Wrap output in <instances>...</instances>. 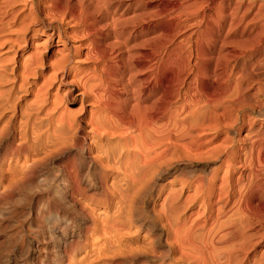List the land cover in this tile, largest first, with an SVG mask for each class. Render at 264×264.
Wrapping results in <instances>:
<instances>
[{
  "label": "bare ground",
  "instance_id": "6f19581e",
  "mask_svg": "<svg viewBox=\"0 0 264 264\" xmlns=\"http://www.w3.org/2000/svg\"><path fill=\"white\" fill-rule=\"evenodd\" d=\"M263 97L264 0H0V205L56 212L13 248L38 264L61 263L40 253L56 245L65 264H243ZM196 159L211 166L192 179ZM59 215L89 221L77 252Z\"/></svg>",
  "mask_w": 264,
  "mask_h": 264
},
{
  "label": "rangeland",
  "instance_id": "374dc122",
  "mask_svg": "<svg viewBox=\"0 0 264 264\" xmlns=\"http://www.w3.org/2000/svg\"><path fill=\"white\" fill-rule=\"evenodd\" d=\"M21 2V1H20ZM108 2H106L105 4H104V7H106L107 5L109 6V4H107ZM115 3V4H114ZM107 4V5H106ZM112 7L110 8V10L112 11L111 12V14L113 13V15H114V11L113 10H115L116 9V11L115 12H117V13H119L120 14V12L122 13L123 11V9H124V7H121V8H116V4H118L117 3V1H115V2H112ZM160 4H162V5H160ZM167 4V2L165 1V3H164V1H162V2H159V6L157 7V9H159L160 8V6L162 7V8H164V6ZM107 6V8H109ZM162 8H160V10L162 9ZM129 11H130V13H129ZM136 12V11H135ZM134 14V12H133V7L132 8H130V9H128V11H126L125 13H124V17L126 18V20H130V18L132 17L131 15H133ZM128 15H130L131 17L129 18L128 17ZM116 16V15H115ZM128 17V18H127ZM135 42H132V41H130V43H129V45H133ZM207 90V91H206ZM212 91H213V89L212 88H209L207 85H204V93H212ZM264 98V97H263ZM75 107V106H74ZM208 107H209V110H208ZM210 107H211V109H210ZM214 102L212 103V102H210L209 104H207V105H205L204 106V115H206V114H209V113H212V111H214ZM242 109V108H241ZM241 109H240V111H241ZM247 108H243L242 109V111L240 112V111H238V114L239 115H241V114H247L248 113V109L246 110ZM209 111V112H208ZM229 112V111H228ZM240 112V113H239ZM243 112V113H242ZM251 115H253V117L251 116ZM250 116L252 117V118H256V120H258L259 119V117H258V115L257 116H255L256 114H251ZM239 123H237L236 125H238ZM235 125V126H236ZM198 160V161H197ZM202 160H204V159H196V160H192L193 161V163H192V161L191 162H189V164H188V167H187V171L189 172V174L187 173V175L186 176H188V177H191L192 179H194V178H196L195 176H199V175H201V174H204V168H208L209 166H211V162H205V161H202ZM199 164V165H198ZM176 166H181V162L180 163H177V165ZM191 167V168H190ZM202 170V171H201ZM46 171V170H45ZM194 172V173H193ZM194 175H193V174ZM194 177H193V176ZM44 177H45V175H42V176H40V178H38L36 181H34L33 182V184L31 185V186H33V188L31 189L30 188V191H37V195H39L38 197V199H40L39 200V202L40 203H42V202H45L44 200H47V198L48 197H50L51 195L49 194H47V191L46 190H44V187H43V185H42V178L44 179ZM39 185V186H38ZM177 186H178V184H177ZM36 187V188H35ZM43 187V188H42ZM43 190V191H42ZM42 191V192H41ZM152 191H150L149 193H148V195L149 196H147V200H149V199H151V197H152ZM45 196V197H44ZM48 196V197H47ZM15 197H17V196H15ZM14 197V199H13V203H11V205H9V204H3V205H6V206H3V205H0V210H2V212L0 211V244L2 245V247H1V245H0V259H2V260H0V264H13V258H16L19 262H20V264L21 263H23V264H38L39 263V258L37 259V258H32L31 256H28V254L27 255H25V252H22L21 250H15L13 247H14V245L13 244H27V235H31L32 233H37L38 231H39V229L40 230H42V228L40 227V226H38V224H39V221L40 220H42V217H43V220L42 221H40V225L41 224H44V222H45V220H46V216H48L49 214V217H50V220L52 219V216L53 215H55L56 214V212H55V210L52 208V207H49L47 210H45L46 212H43V211H36L35 212V214L32 212V214H28L26 211H25V209L27 208V206L29 205V204H27L28 203V201L26 200V199H24L23 197L20 199V197H18L17 199ZM44 197V198H43ZM259 199H258V198ZM43 198V199H42ZM16 199V200H15ZM25 200V202L23 201V200ZM42 199V200H41ZM20 200H22V201H20ZM26 201H27V203H26ZM38 201V200H37ZM19 202V203H18ZM20 202H22L23 204H25V205H23L22 203H20ZM250 202H252V203H250V214L253 216V218L252 219H254V220H252V222L253 223H251V225H250V227L248 228L249 229V231H247V233H249L250 235H251V240H250V236H248V239H247V241L248 240H250V241H245V239L247 238L245 235H242V234H240L239 236V238H237L238 239V241L240 242V241H243L245 244H248V243H253L254 242V244L253 245H251L250 247H252V248H248V249H246V250H243V252L241 253V256H243V254L245 255V259L243 258V264H260V263H262V264H264V222H263V219H264V217H262V216H264V199L261 197V196H257V195H254L252 198H251V200H250ZM19 204L20 206H17L16 204ZM13 204V205H12ZM15 204V205H14ZM23 206H22V205ZM7 205H9V207L7 206ZM13 206H14V208H13ZM16 206L18 207L17 209H16ZM26 206V207H25ZM143 206V207H142ZM147 205L146 204H143V205H139L137 208H135L134 210H133V212H132V214H133V216H134V218L135 219H138L139 221H143V222H146L148 219H149V216H150V214H149V212H148V208L146 207ZM254 208H256L255 210H253V207ZM5 208L6 210H5V212H4V210H3V208ZM8 207V208H7ZM20 207H22V208H20ZM263 207V208H262ZM146 208V209H145ZM22 209V210H21ZM262 209V210H261ZM8 210V211H7ZM136 210V211H135ZM253 210V211H252ZM7 211V212H6ZM38 212V213H37ZM52 212V213H51ZM136 212V213H135ZM143 212V213H142ZM147 212V214H145ZM259 212H263L262 214L261 213H259ZM5 214V215H4ZM11 216H10V215ZM23 214V215H22ZM256 214V215H255ZM261 215V217H259L260 215ZM7 215H9L10 217H8ZM27 215H29V217L27 216ZM44 215V216H43ZM5 216H7V217H4ZM12 216H16V217H12ZM36 216V217H35ZM40 216V217H39ZM63 216V215H62ZM62 216H60L59 215V217L61 218L60 219V225H62V226H64V225H67V226H64L65 228H67L66 230H68V231H70V230H76L75 232L78 234V235H76L73 239H75V245H76V243H78L76 246H75V249H76V251H74V252H77V250L78 249H80V247L82 246V243L81 242H83V241H85V239H86V237H87V234H88V232H86V233H84L85 232V228L84 227H86V226H88V225H90L89 224V221H87L86 223H84V222H81V220H79L78 218L76 219H74V218H69V217H62ZM257 216V217H256ZM3 217V218H2ZM12 217V218H11ZM19 217V218H18ZM20 217H21V220H20ZM39 217V218H38ZM24 220H23V219ZM26 218V219H25ZM258 218L260 219V220H258ZM11 219V220H10ZM19 219V220H18ZM68 219V220H67ZM144 219H146V220H144ZM37 220V221H36ZM39 220V221H38ZM65 220V221H64ZM66 220L68 221V222H66ZM255 220H256V222H255ZM258 220V221H257ZM5 221V222H4ZM30 221H31V223H30ZM72 221V222H71ZM79 221V222H78ZM14 222V223H13ZM16 222V223H15ZM20 222V223H19ZM22 222V223H21ZM261 222H262V224H261ZM18 223V224H17ZM25 223V224H24ZM29 223V224H28ZM49 224L50 223H52V221H49L48 222ZM69 223L70 224H72V225H69ZM5 226H4V225ZM11 225L12 224V227L11 226H9V225ZM16 224V225H15ZM19 224H20V226L22 227H20L19 226ZM30 224H31V227H30ZM64 224V225H63ZM1 225H2V227H1ZM14 225H15V227H14ZM29 225V226H28ZM73 225H74V227H73ZM78 225H80V226H78ZM253 225H255V226H253ZM3 226H4V229H3ZM25 226V227H24ZM69 226V227H68ZM253 226V227H252ZM35 227V228H34ZM40 227V228H39ZM82 227V228H81ZM8 228H9V230H8ZM12 230H11V229ZM24 228H26V229H24ZM39 228V229H38ZM69 228V229H68ZM77 228V229H76ZM80 228V229H79ZM84 228V229H83ZM254 228V229H253ZM22 231H21V230ZM30 229V231L32 230H34L33 232H30V231H28ZM38 231H37V230ZM79 229V230H78ZM252 229V230H251ZM260 229V230H259ZM7 230V231H6ZM258 230V231H257ZM5 231V232H4ZM13 233H12V232ZM17 231V232H16ZM254 231H255V233H254ZM257 231V232H256ZM262 231V232H261ZM80 232V233H79ZM83 232V233H82ZM251 232V233H250ZM14 234V235H11V234ZM16 233V234H15ZM23 234V235H20V234ZM25 233V234H24ZM28 233V234H27ZM254 233V234H253ZM261 233V234H260ZM6 235V236H4V235ZM82 234H83V237H81L82 236ZM86 234V235H85ZM10 235H11V237L12 238H10ZM18 235V236H17ZM40 237H38L39 239H40V241L41 240H43L42 238H41V234H38ZM258 235V236H257ZM16 238H15V237ZM20 236V237H19ZM24 236V238H23V242H22V237ZM77 236H79V237H77ZM84 236H85V238H84ZM9 237V238H8ZM262 237V238H261ZM5 238H7V239H5ZM17 239V240H15V239ZM19 238H20V240H19ZM243 238H244V240H243ZM255 238V239H254ZM4 239L5 240H8L7 242H5L4 241ZM12 239H14V240H12ZM84 239V240H83ZM240 239V240H239ZM3 240V241H2ZM12 240V241H11ZM26 240V241H25ZM14 241V242H13ZM19 241V242H18ZM81 241V242H80ZM258 241V242H257ZM2 242V243H1ZM8 242H10V243H12V244H10V243H8ZM18 242V243H17ZM61 243H62V240L60 241ZM242 243V242H241ZM10 246H9V245ZM243 244V243H242ZM6 245V246H5ZM8 245V246H7ZM12 245V246H11ZM62 245H56L55 247H49L47 250H44V249H40V253H42V254H44V252H46L47 251V256L49 257H52V258H57L58 259V261L59 260H61L60 262V264H65V262H66V257H63L65 254V252L62 250V247H61ZM76 247H78V248H76ZM257 247V248H256ZM56 250H55V249ZM58 248V249H57ZM2 249H4V250H2ZM10 249V250H9ZM6 250V251H5ZM8 250V251H7ZM50 252H49V251ZM55 250V251H54ZM16 251V252H15ZM19 251V252H18ZM43 251V252H42ZM56 251H57V253H59L60 254V257H61V259H60V257H58L57 255H59V254H57L56 253ZM7 252V253H6ZM52 252V253H51ZM247 252V253H246ZM256 252V253H255ZM3 253V254H2ZM18 253V254H17ZM54 253L56 254V255H54ZM7 254V255H6ZM20 254V255H19ZM24 256H23V255ZM256 254V255H255ZM15 255V256H14ZM2 256V257H1ZM54 256V257H53ZM21 257H23V258H21ZM25 257V258H24ZM29 257V258H28ZM47 257V261H49V258ZM6 258V259H5ZM64 260H63V259ZM250 259V260H249ZM26 260H28V261H30L31 260V262H26ZM3 261V262H2ZM24 261V262H23ZM33 261V262H32ZM261 261V262H260ZM26 262V263H25Z\"/></svg>",
  "mask_w": 264,
  "mask_h": 264
}]
</instances>
